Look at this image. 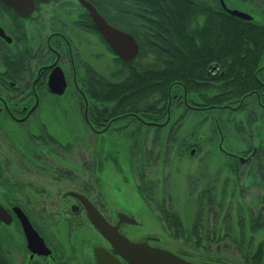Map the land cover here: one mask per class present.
I'll return each instance as SVG.
<instances>
[{
    "label": "flooded vegetation",
    "instance_id": "1",
    "mask_svg": "<svg viewBox=\"0 0 264 264\" xmlns=\"http://www.w3.org/2000/svg\"><path fill=\"white\" fill-rule=\"evenodd\" d=\"M22 1L18 12L0 0V207L4 212L0 220V264H98L97 248L105 249L121 264H130L95 227L80 197L127 240L146 241L151 247L167 250L156 245L161 241L157 236L131 237L126 228L141 226L135 214L120 209L104 213L102 195L97 193L100 202H95L90 196L95 187L82 182L83 175L70 167L72 141L60 142L53 128L70 122L68 108L63 106L71 99L75 119L84 131L96 137L98 148L102 142L111 145L109 136L121 132L124 137L130 132L133 147L142 139L146 142L151 130L155 141L159 130L168 126L169 132H177L186 116H203L218 136L219 156L207 159L221 160L223 167L238 179L257 180L259 194H256H264V46L258 47L259 52L241 55L239 67L228 54L224 55L223 67L216 62L207 64L204 75L188 77L194 88L187 89L182 80L172 82L166 101L144 93L132 105L119 108L124 103L118 93L110 102L100 99L103 84L118 86L130 75H140L150 67L165 69L167 57L157 60L147 48L154 33L151 22L157 20L154 11L163 10L168 3L198 4L204 11L192 18L191 25L199 29L208 16L212 21L215 15L234 17L227 10H238L251 17L250 20L234 17L241 21L244 32L247 24L254 28L264 26V12L256 0H83L109 26L135 39L138 54L127 63L109 48L80 0H32L29 13H26L28 0ZM102 49L110 57L111 72H104L94 64L102 58ZM150 55L154 58L153 65L149 62L138 65L140 58ZM211 65H217V69L208 71ZM92 89L97 96L92 95ZM93 98H97L95 103ZM157 99L161 101L152 114L150 105ZM216 99L222 102L215 103ZM222 113L228 123L226 133L221 131L216 118ZM234 140L240 144L239 149L233 150L231 143L226 148L222 146ZM196 150L199 146L191 144L189 155L193 157ZM94 159L101 173L102 156ZM80 160L81 165L90 163L84 156ZM190 176L187 194L194 195L198 216L204 205L209 214L214 208L219 211L222 200L216 197L223 195L226 179L218 194L214 171L204 174L196 171ZM134 190L141 196L138 188ZM263 206L258 214L262 220L258 229L263 227ZM120 215L133 218L136 224L128 223ZM199 218L196 216L193 224L196 234L201 226H211V220L203 225ZM177 256L195 264L186 256Z\"/></svg>",
    "mask_w": 264,
    "mask_h": 264
},
{
    "label": "rangeland",
    "instance_id": "2",
    "mask_svg": "<svg viewBox=\"0 0 264 264\" xmlns=\"http://www.w3.org/2000/svg\"><path fill=\"white\" fill-rule=\"evenodd\" d=\"M256 1L264 12V0ZM262 17L264 18V14ZM101 51L102 58L94 64L104 72H111L110 57L103 49ZM88 53L89 50L86 51L87 58ZM153 59L152 55L142 57L138 60V65L148 62L153 65ZM73 102L71 99L63 106L68 108L70 122L66 126L54 127L53 134L60 142L67 139L72 141L70 167L77 174L83 175L80 177L82 182L86 181L95 187L90 195L95 202H100L97 193L102 195L104 213L120 209L135 214V219L141 226L126 228L128 232L131 231V237L137 239L145 235L157 236L161 240L157 246L176 255L186 256L195 264H253L250 257L260 248V261L264 264V222L263 227L258 229V222L261 220L258 214L261 204H264V194H256L257 180L238 179L223 167L221 160L214 159L213 162L207 159L208 156H219L216 145L218 136L210 121L204 122L200 115L186 116L177 132H169L167 126L159 130L155 141L154 130H151L146 142L143 143L142 139L133 147L130 132H126L125 137L121 132L109 136L110 141H113L111 145L110 142H102L98 148L96 137L89 131H84L75 119ZM216 118L221 131L226 133V116L222 113ZM238 118L237 116L236 120ZM213 140V144L209 143ZM182 142L185 144L182 145ZM229 143L234 147L233 150L240 147L235 140L233 143L224 142L222 146L226 148L230 146ZM191 144L199 146L193 157L189 155ZM81 156L91 164L81 165ZM98 156H102L103 161L101 173L97 170L94 159ZM17 171L20 172V169L17 168ZM196 171L201 174L214 171L218 194L226 179L223 195L216 197L222 200L219 211L214 208L210 212L213 214L212 219L207 207L203 206L204 210L199 213L200 222L206 225L207 220H211V226H201L196 229L197 234L193 231L196 216L199 217L194 205V195L187 194L190 190V174ZM69 186L75 187L73 184ZM134 188L139 189L141 196L134 192ZM163 209H166L167 219L163 215ZM262 215L264 220V206ZM172 216L179 217L182 224L180 229L176 228Z\"/></svg>",
    "mask_w": 264,
    "mask_h": 264
},
{
    "label": "trees",
    "instance_id": "3",
    "mask_svg": "<svg viewBox=\"0 0 264 264\" xmlns=\"http://www.w3.org/2000/svg\"><path fill=\"white\" fill-rule=\"evenodd\" d=\"M202 10L198 4L181 1V4L168 3L163 10L154 11L157 20L151 22L154 33L150 35L147 48L157 60L162 56L167 57L169 61L165 69L150 67L140 75H130L118 86L103 84L100 89L101 101H112L115 93H118L124 103L119 108L132 105L131 102L135 103L144 95L158 96L162 101H166L168 86L172 82L182 80L187 89L194 88L188 77L204 75L207 64L216 62L223 67L224 55L228 54L239 67L242 62L241 55L259 52L258 47L264 46V26L254 28L247 24L245 31L242 32L241 21L231 16L215 15L213 21L208 16L203 26L199 29L194 28L191 20ZM207 30L215 32L208 33ZM244 46L249 48L244 50ZM92 93L94 97L97 96L93 89ZM96 100L97 98H93L92 102L95 103ZM161 100L151 102L152 114ZM214 102L222 101L216 99ZM165 217L167 219V216ZM172 218L176 228H179L181 225L179 219L174 216ZM261 253L259 248L250 257L253 264H260Z\"/></svg>",
    "mask_w": 264,
    "mask_h": 264
},
{
    "label": "water",
    "instance_id": "4",
    "mask_svg": "<svg viewBox=\"0 0 264 264\" xmlns=\"http://www.w3.org/2000/svg\"><path fill=\"white\" fill-rule=\"evenodd\" d=\"M20 12L19 7L24 3L22 0H3ZM89 10L91 17L97 24L104 41L110 46L112 52L123 62L132 61L138 54L139 47L135 39L122 31H119L109 26L106 21L96 12V10L89 4L80 0ZM223 5V4H222ZM33 8L32 0L27 1L26 13L31 12ZM232 16L250 20L251 17L238 10H227ZM25 13V14H26ZM217 65H211L209 70H216ZM77 196V195H76ZM79 197V196H78ZM86 208L90 220L93 222L98 231L103 237L111 244L115 252L123 259L127 260L130 264H192L170 251L160 249L157 247H151L146 241L142 243H133L120 235L116 227H111L106 223L104 218L94 209V207L84 198L80 197ZM4 212L0 207V220L3 219ZM130 224H136L133 218L122 216ZM25 226L29 229V224L25 219ZM98 264H121L114 256L103 248H97L95 250Z\"/></svg>",
    "mask_w": 264,
    "mask_h": 264
}]
</instances>
